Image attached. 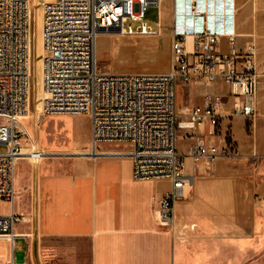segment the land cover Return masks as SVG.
<instances>
[{
    "label": "built area",
    "instance_id": "2783aa9c",
    "mask_svg": "<svg viewBox=\"0 0 264 264\" xmlns=\"http://www.w3.org/2000/svg\"><path fill=\"white\" fill-rule=\"evenodd\" d=\"M164 0H0V200L13 203L17 195L16 172L19 160L39 161L54 153L43 148L27 130L34 70L31 56L36 45L38 7L41 9L43 116L86 114L91 119V152L100 142L125 141L137 180H168L171 187L157 200L160 224L174 222L175 204L185 195L193 179L186 175V157L211 165L218 157L239 151L223 137V144L206 143L201 134H189L196 142L187 153L177 148L178 129L209 127L217 133L223 114L224 96L209 94L203 104L189 107L186 119L179 120L178 85L201 80L206 84L222 80L234 96L231 116L257 114L259 70L257 47L247 42L238 49L236 0H171V67L165 72L110 73L98 65L96 44L102 31L126 35H157L145 15L151 6L159 9ZM133 22H139L134 27ZM229 36L231 49L219 48ZM129 152V153H125ZM32 215L10 211L0 214V238L14 247L18 232ZM13 253L10 264L16 263Z\"/></svg>",
    "mask_w": 264,
    "mask_h": 264
},
{
    "label": "crops",
    "instance_id": "0c3cea01",
    "mask_svg": "<svg viewBox=\"0 0 264 264\" xmlns=\"http://www.w3.org/2000/svg\"><path fill=\"white\" fill-rule=\"evenodd\" d=\"M236 4V47L242 49L250 41L257 45L256 40L243 37L252 35V28L248 33L242 31L239 0ZM219 48L222 52L232 50L229 36L222 37ZM258 62L254 117L231 116L234 96L222 80L212 84L201 80L179 83L183 111L203 104L209 94H221L224 116L215 134L209 133V127H180L178 151L186 154L188 146L196 142L188 135L200 133L206 143L220 145L223 137L229 136L239 154L218 157L209 169L205 163L186 157V175L193 182L176 201L174 222L168 227L155 223L154 203L171 182L135 179L129 156L99 154L78 161L59 156L39 161L22 158L15 179L17 195L0 214L14 210L32 215L30 222L16 228L33 234L24 237L25 252L31 251L32 241L38 239L43 255L64 257V262L56 264H264V59ZM50 152L87 154V150ZM101 157H125V165L120 172L103 174L98 165ZM75 174H82L88 183L82 185L81 177ZM154 181L169 185L161 188ZM0 241L11 244L4 238ZM13 253L12 246L9 254L1 255L11 262ZM46 264L54 263L49 258Z\"/></svg>",
    "mask_w": 264,
    "mask_h": 264
},
{
    "label": "rangeland",
    "instance_id": "374dc122",
    "mask_svg": "<svg viewBox=\"0 0 264 264\" xmlns=\"http://www.w3.org/2000/svg\"><path fill=\"white\" fill-rule=\"evenodd\" d=\"M173 3L171 0H164L161 8L151 6L145 15L148 24L157 28L159 19H162V30L157 35H126L113 31H102L97 38L96 53L99 67L110 73L124 72H151L168 71L172 62L171 51V32L173 26ZM239 13L242 21V31L248 33L251 26L252 35H244L246 40L254 39L257 42V60L264 59V0H239ZM38 21V20H37ZM139 22H133L136 27ZM38 30V24L37 29ZM37 42L33 51L32 68L34 70L33 86L31 90V111L30 117L25 120V126L38 143L48 151L79 150L85 152L91 150V119L88 115H64V116H42L37 113L41 99V63H42V42L41 30L37 33ZM38 51L37 56L36 52ZM258 62V63H259ZM259 65V64H258ZM164 67H166L165 70ZM182 99H179L178 91V113L179 118H185L186 113L181 108ZM131 144L125 141L118 142H100L99 149L112 150H130ZM6 146L0 143V151H5ZM69 161H78L83 157H89V154H56ZM125 157L121 159H110L101 157L98 160L99 169L103 174L120 172L125 165ZM21 162V164H20ZM22 165V159L19 160L18 170ZM17 170V171H18ZM81 177L82 185L88 182L84 180L82 174H75V177ZM155 186L161 188L168 186L167 182L154 181ZM154 220L160 227H168L159 223L156 217L154 203ZM9 208L7 202H0V212ZM7 246V250H6ZM11 244L0 241V264H10L9 258L6 260L5 252L8 254L11 250ZM27 239L17 237L14 243V253L18 256V264H46L49 258L52 263L64 262L62 256H46L41 253V241L34 239L32 241L31 251L25 252ZM2 260V261H1Z\"/></svg>",
    "mask_w": 264,
    "mask_h": 264
},
{
    "label": "bare ground",
    "instance_id": "6f19581e",
    "mask_svg": "<svg viewBox=\"0 0 264 264\" xmlns=\"http://www.w3.org/2000/svg\"><path fill=\"white\" fill-rule=\"evenodd\" d=\"M38 16H37V18H38V30L36 31V42H37V40H38V38H37V33H38V31H39V27H40V30H41V9H39V7H38ZM41 42H42V40H41ZM36 46V45H35ZM33 51H34V49H33ZM33 51H32V56H31V62H32V58H33ZM42 53H43V46H42ZM36 54H37V56L39 57V55H38V51L36 52ZM40 90H41V99H40V105H39V107L37 108V113H38V115L41 117V114H42V100H43V97H44V92H43V72H42V63H41V87H40ZM30 111H31V96H30V103H29V109H28V114H27V116L25 117V119H24V123H25V120L26 119H28V117H30ZM98 154H111V153H114V151H107L106 153H101V152H97ZM125 153H129V152H125ZM87 154H89V155H92V152H91V150H87ZM93 156V155H92Z\"/></svg>",
    "mask_w": 264,
    "mask_h": 264
}]
</instances>
